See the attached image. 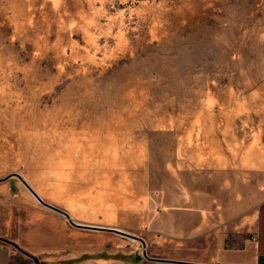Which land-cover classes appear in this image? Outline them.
<instances>
[{"label": "rangeland", "instance_id": "1", "mask_svg": "<svg viewBox=\"0 0 264 264\" xmlns=\"http://www.w3.org/2000/svg\"><path fill=\"white\" fill-rule=\"evenodd\" d=\"M204 155H264V0H0V175L132 235L33 196L39 264H143Z\"/></svg>", "mask_w": 264, "mask_h": 264}, {"label": "crops", "instance_id": "2", "mask_svg": "<svg viewBox=\"0 0 264 264\" xmlns=\"http://www.w3.org/2000/svg\"><path fill=\"white\" fill-rule=\"evenodd\" d=\"M190 172V204L174 227L183 234H163L162 245L148 251L162 260L143 264H264V155H204ZM55 240L54 221L41 218L22 180L4 171L0 264H39Z\"/></svg>", "mask_w": 264, "mask_h": 264}, {"label": "water", "instance_id": "3", "mask_svg": "<svg viewBox=\"0 0 264 264\" xmlns=\"http://www.w3.org/2000/svg\"><path fill=\"white\" fill-rule=\"evenodd\" d=\"M18 176H19V175H18ZM20 178H21V177H20ZM31 191L33 192V194H34L35 197H36L37 195L34 193V191H33V190H31ZM37 198H38V196H37ZM41 202L44 203L43 201H41ZM44 204H46V203H44ZM46 205H48V206H49L50 208H52L53 210H55V211H57V212L63 214L65 217L68 218V215H67V213H66L64 210H61V209H59V208H57V207H55V206L49 205V204H46ZM69 223H71V224L74 225V226H81V227H87V228H94V229H101V230L114 231V232H117V233H120V234H123V235L132 236V235H130L129 233H126V232H123V231H119V230H117V229H113V228H106V227H93V226H90V225H78V224H76V223H74V222H72V221H70V220H69ZM143 257L146 258V259H150V260H162V259H159V258L150 257V256H148L146 253H143Z\"/></svg>", "mask_w": 264, "mask_h": 264}, {"label": "bare ground", "instance_id": "4", "mask_svg": "<svg viewBox=\"0 0 264 264\" xmlns=\"http://www.w3.org/2000/svg\"><path fill=\"white\" fill-rule=\"evenodd\" d=\"M68 170V169H67ZM21 177V176H20ZM22 178V177H21ZM108 178H109V176H108ZM22 182H23V185L30 191V193L35 197V195L33 194V192L31 191V190H33L28 184H27V182L26 181H24L23 180V178H22ZM34 191V190H33ZM105 191V190H104ZM34 193L38 196V198H37V196L35 197V199H37L40 203H42L41 201H42V199L39 197V195L34 191ZM63 215V214H62ZM68 215V218L67 217H65L64 215H63V217H64V219L65 220H67L68 222H69V220L70 221H72V222H74L71 218H70V216H69V214H67ZM74 223H76V222H74ZM77 224V223H76ZM78 225H84V224H78ZM98 227V226H97ZM113 229H116V228H113ZM117 230H119V229H117ZM119 231H121V230H119Z\"/></svg>", "mask_w": 264, "mask_h": 264}]
</instances>
